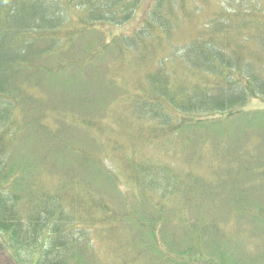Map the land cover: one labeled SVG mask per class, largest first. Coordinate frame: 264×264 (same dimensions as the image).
I'll use <instances>...</instances> for the list:
<instances>
[{
	"label": "trees",
	"instance_id": "obj_1",
	"mask_svg": "<svg viewBox=\"0 0 264 264\" xmlns=\"http://www.w3.org/2000/svg\"><path fill=\"white\" fill-rule=\"evenodd\" d=\"M142 1L0 0V232L9 237L13 261L22 262L24 253L29 257L28 264H90L79 249L80 240L86 237L87 231L100 223L119 229L125 218L134 222L129 218L134 217L133 214L127 212L123 218L109 198L100 195V187H104L100 178L101 183L109 184L111 190L119 195V183L122 181L136 187L137 194L130 201V208L129 200L124 196L120 200L127 211L138 207L141 212L149 214V219L145 218L146 225L138 226L146 228V233L155 240L157 237L165 238L161 230L168 226L167 211L172 209L184 211V226L190 230L187 235L196 238L194 251L201 254L200 247L206 236L214 239L218 232L210 224L211 217H205L202 201L220 199L230 205L222 194L225 193L224 188L231 189L233 193L228 178L214 177L208 181L202 176H182L169 165L135 158V161L122 162L118 167L120 175L98 158L91 165L86 161V168L92 171L89 173H97L98 176L85 177L76 174L66 161L53 158L52 154L64 148L56 144V138L50 137L57 147L45 158L37 157V141L31 140L35 138L37 126L41 127L40 120L37 122L35 117L39 112L35 107L37 100L27 93L28 88L38 86L39 82L34 77L43 72L44 79H48L72 67L62 63L58 68L41 71L44 68L40 63L66 54V47L72 44L73 36L84 28L94 30L97 26L129 23ZM206 1L209 4L215 2ZM241 1L228 11L222 6L219 11L216 9L212 21L204 27L207 35L189 39L179 53H174L172 46L178 42L180 28L194 19V14H191L194 6L200 8L197 0H156L142 27L126 38L135 47L138 43L142 51L144 47L149 50L144 57L152 56L159 67L147 75V85L141 94L144 101L132 100L135 108L140 106L144 115L157 121L159 126L154 128L155 133L177 138L178 129L185 127L180 135L188 132L186 143L189 145L197 137L200 147H203L207 145L208 134L217 131L220 141L214 149L211 148V152L227 151L234 155L229 148L223 149L231 135L227 123L239 116L252 100L264 101V9L256 5L246 11ZM73 19L76 20L74 24ZM236 35L238 39L234 41L231 36ZM127 44L123 43L126 50L135 49L128 48ZM97 56L93 52L86 59L95 60ZM168 63H176L171 65L173 76L168 71ZM75 68L80 72L78 67ZM86 125H91L87 119ZM232 125L231 128L234 127ZM20 144L26 150L22 154H18ZM238 157L245 161L248 159L246 156ZM49 160L54 168L47 172L51 167ZM239 167L244 172L251 170L243 161ZM51 172L61 176L55 192L37 180L40 173L41 177ZM240 179V186L250 184L245 176ZM216 181L219 182L218 187H215ZM245 181L247 183H243ZM179 198L182 200L178 202ZM236 201L239 202V198ZM192 204H196L197 209ZM189 209L198 219L193 226L187 213ZM245 210L259 220L251 209ZM258 211L263 220L264 207ZM240 212V216L247 218L243 210ZM161 240L171 251L190 253L191 249L186 252L179 249L181 243L178 240ZM133 245L134 242L130 244ZM157 246V242H150L142 251L149 248L152 253L163 255ZM0 248L5 250L2 245ZM211 249L213 254L215 249ZM221 259L220 264L227 263L225 253Z\"/></svg>",
	"mask_w": 264,
	"mask_h": 264
},
{
	"label": "rangeland",
	"instance_id": "obj_2",
	"mask_svg": "<svg viewBox=\"0 0 264 264\" xmlns=\"http://www.w3.org/2000/svg\"><path fill=\"white\" fill-rule=\"evenodd\" d=\"M239 1L241 0H215L209 4L206 0H197L200 8L195 5L191 12L194 19L180 28L178 42H174L175 47L172 46L174 53H179L181 46L189 39L196 36L204 38L207 35V29L204 27L210 24L216 9L219 11L222 6L228 11L230 7L236 8ZM155 2L156 0H143L134 18L125 25L97 26L94 30L86 28L80 30L79 34L73 36L72 44L66 47V54L40 63L44 68L41 71L58 68L62 63H68L72 67L48 79H44L45 73L38 72L34 77V80L39 82L38 86L36 88L32 86L27 90V93L32 94L37 100L35 107L37 106L39 112L35 117L38 119L37 122L40 120L41 123L40 129L39 126L36 128L35 138L30 137L32 141H37V157L50 156V151L53 152L56 144H61L64 148L60 149L59 153L52 154L53 158L59 157L66 161L76 174H83L85 177L98 176L97 173L90 174L92 171L86 168L87 162L91 165L97 158L118 175L121 174L119 168L122 162L135 161L133 160L135 158L144 161L154 160L152 162L162 166L169 165L182 176H202L208 181L214 177L217 179L225 177L230 180L233 193L229 188H224L225 193H222L223 199L229 200L230 205L223 201L222 206L223 202L220 199L214 202L213 199L210 202L202 201L205 217H211L210 224L214 229L217 228L218 232L216 231L214 239L206 236L200 247L201 254L192 249L196 238L187 235L190 230L184 226V211L177 212L176 209L167 211L170 222H167L165 230H161L165 237L161 239L178 240V243H181L180 250L186 252L191 249L189 255H185L169 250L165 242L158 237L156 240L149 237L147 229L138 226L146 225L145 218L149 219V214L141 212L138 207L127 211V207L120 199L124 196L129 200L130 208V201L137 194L136 187L133 188L122 181L119 183V195L111 190L109 184L101 183L100 178V184L104 185L100 187V195L107 196L123 218L127 212L133 214L134 217L129 218H133L134 222L125 218V224H119L121 225L119 229L100 223L95 229L87 231L86 237L80 240L79 249L90 264H220L223 253L227 256L226 264H264V213L261 220L258 211L264 207V121L261 120L264 119V101L252 100L239 116L236 115L233 121L227 123L232 136H229L228 142L225 141L227 143L223 144V149L226 151L229 148L234 155L228 154L227 151L219 154L211 152V148L214 149L220 141L216 135L217 131L208 134L207 145L203 147H200L197 137L189 145L186 143L188 132L180 135L185 127L178 129L177 138L155 133L154 128L159 126L157 121L149 119L140 106L138 109L135 108L134 103L144 101L141 94L147 85V75L159 67L157 61L152 60V56L144 57L148 55L149 50L144 47L142 51L138 43L135 47L130 39H126L142 27ZM243 3L246 11L256 5L264 9V0H243ZM75 22L73 19V24ZM231 37L234 41L238 39L237 35ZM123 43H128V48L131 46L135 49L126 50ZM107 44L109 45L104 47ZM93 52L98 54L95 60L86 59ZM156 56L160 59L158 55ZM172 64L168 63L171 75L174 70ZM75 67H78L80 72ZM86 119L91 122L90 126L86 125ZM231 125L234 127L231 128ZM51 136L56 138V144L51 141ZM23 148V144L18 146V149H21L18 154L26 152ZM216 148L220 150L221 147ZM211 153L214 154L216 161L214 159L211 161ZM238 156L242 158L246 156L248 159L241 160ZM241 161L251 170L244 172L239 167ZM53 168L54 164L51 162L47 172ZM41 173L37 180L39 179L42 184L46 183L48 189L55 192L61 176L53 175L51 172L40 177ZM243 176L250 182L245 187L240 186L242 184L240 178ZM216 183L215 187H218L219 182ZM237 198L239 202L236 201ZM177 200L179 202L182 198ZM192 206L197 209L196 204ZM245 209H251L259 220ZM241 210L246 213L247 218L240 216ZM187 213L191 217L190 225L197 224L195 213L190 209ZM180 224L184 227H177ZM177 234L180 237L176 236ZM133 242L134 245L130 246ZM150 242H157V248L165 256L154 254L149 248L143 252L144 245H149ZM0 245L5 249L3 251L0 248V264L29 263V257L24 253L22 262L18 263L15 259L13 261L9 237L2 232ZM212 247L215 249L213 254Z\"/></svg>",
	"mask_w": 264,
	"mask_h": 264
}]
</instances>
